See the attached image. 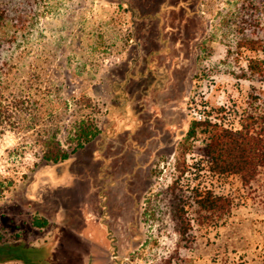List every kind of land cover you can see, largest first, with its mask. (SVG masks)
I'll list each match as a JSON object with an SVG mask.
<instances>
[{"label": "rangeland", "instance_id": "rangeland-1", "mask_svg": "<svg viewBox=\"0 0 264 264\" xmlns=\"http://www.w3.org/2000/svg\"><path fill=\"white\" fill-rule=\"evenodd\" d=\"M9 1L21 6L1 29L0 92L33 109L15 110L0 136V264H28L15 248L34 264H264V180L177 167L194 120L239 127L252 94L264 98V75L231 73L264 60V0ZM241 28L256 41L228 59ZM82 118L100 134L67 162L45 160L44 129L68 147ZM202 181L232 198L230 213L201 223ZM186 202L185 240L174 211Z\"/></svg>", "mask_w": 264, "mask_h": 264}, {"label": "trees", "instance_id": "trees-1", "mask_svg": "<svg viewBox=\"0 0 264 264\" xmlns=\"http://www.w3.org/2000/svg\"><path fill=\"white\" fill-rule=\"evenodd\" d=\"M10 5L15 6L9 7ZM20 6V2L17 4L9 0L0 2V61L4 47L1 29L4 26L5 19H7V14L18 12ZM255 8L259 11L260 6ZM239 33L241 36L235 45L237 52L229 49L228 59H239L240 51L256 41L255 38L246 34L244 28H241ZM3 63L8 64L7 61ZM231 63V65L237 67V69L231 70V73L237 78H252L256 75H264V60L259 58H249L247 68L234 62ZM252 95L250 107L244 108L239 117V127L213 122L210 118L193 121L187 136L181 141L177 150V167L181 170V177L188 170L195 168L198 171L206 170L210 176L237 175L248 186L260 179L264 180V98L257 94ZM35 102L38 103V101ZM25 103H27L25 99H15L13 104H6L3 94L0 92V136L6 125L8 123L11 125V122L8 121L13 120L15 110L23 112L26 108L33 109L30 106L24 108ZM34 110L38 111L40 108L37 106ZM31 117L32 122L29 125L32 128H39L41 125L39 124V117L37 115H31ZM199 129H204V132L209 133V139L201 148L199 161L190 166L187 163V157L194 152L193 138L197 136ZM100 132L101 130L95 120L88 118L77 120L69 133V146L66 147L57 132H48L45 135L44 129L39 138L43 147L44 159L55 164L67 162L80 149H83L88 142L96 138ZM192 195L193 203L198 207L201 223L209 222L216 217H223L231 212L232 198L227 195L216 194L206 181L195 184L192 188ZM191 205L193 204L189 202L183 205L179 204L174 211L179 234L185 240L189 239L187 238L188 234L193 229V221L188 216V208ZM34 223L37 227H45L49 224V221L47 219H36ZM2 240L3 234L0 231V242ZM11 252L14 256L26 260L28 264H34L32 257L28 255V250L15 248ZM170 261V258L165 260L167 264Z\"/></svg>", "mask_w": 264, "mask_h": 264}]
</instances>
